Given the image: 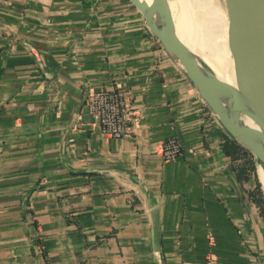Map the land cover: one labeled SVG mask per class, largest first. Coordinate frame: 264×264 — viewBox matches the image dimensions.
<instances>
[{
	"label": "crops",
	"instance_id": "crops-1",
	"mask_svg": "<svg viewBox=\"0 0 264 264\" xmlns=\"http://www.w3.org/2000/svg\"><path fill=\"white\" fill-rule=\"evenodd\" d=\"M112 90L120 140L81 108ZM226 136L129 0H0V264H264Z\"/></svg>",
	"mask_w": 264,
	"mask_h": 264
},
{
	"label": "water",
	"instance_id": "water-1",
	"mask_svg": "<svg viewBox=\"0 0 264 264\" xmlns=\"http://www.w3.org/2000/svg\"><path fill=\"white\" fill-rule=\"evenodd\" d=\"M129 1L227 136L252 155L257 177L258 169L264 175V0H222L235 90L177 38L169 0ZM258 182L264 198L259 177Z\"/></svg>",
	"mask_w": 264,
	"mask_h": 264
},
{
	"label": "bare ground",
	"instance_id": "bare-ground-1",
	"mask_svg": "<svg viewBox=\"0 0 264 264\" xmlns=\"http://www.w3.org/2000/svg\"><path fill=\"white\" fill-rule=\"evenodd\" d=\"M144 1L148 3L151 2V0ZM193 1L194 0H169L170 9L174 15L173 21L176 36L194 53L201 54L210 67H212L216 76L230 88L235 90L236 87L233 83L234 76L231 61L228 57L226 48L227 22L224 20V27L221 24L222 22L217 20L211 23L207 18V13L203 11L205 10L204 8L215 5L216 1L207 0L206 4H202L200 1L195 4ZM192 8H196V10L193 11ZM196 13H198L201 20L206 22V24L208 23V25H205L203 21L195 18L194 14ZM209 25L212 31L210 27L207 28ZM240 119L247 126H251L249 119L243 117ZM258 177L264 190V175L261 169H258Z\"/></svg>",
	"mask_w": 264,
	"mask_h": 264
},
{
	"label": "built area",
	"instance_id": "built-area-1",
	"mask_svg": "<svg viewBox=\"0 0 264 264\" xmlns=\"http://www.w3.org/2000/svg\"><path fill=\"white\" fill-rule=\"evenodd\" d=\"M82 108L97 120L104 137L120 140L127 137L135 123L134 113L123 95L115 90L99 91L86 97ZM162 159L170 161L182 154L180 143L171 137L161 148ZM203 264H215L211 255H207Z\"/></svg>",
	"mask_w": 264,
	"mask_h": 264
},
{
	"label": "trees",
	"instance_id": "trees-1",
	"mask_svg": "<svg viewBox=\"0 0 264 264\" xmlns=\"http://www.w3.org/2000/svg\"><path fill=\"white\" fill-rule=\"evenodd\" d=\"M222 150L225 156L231 158L234 169L247 174H255V165L252 155L241 147L236 141L226 136V140L223 143ZM257 188L260 189L259 183H257ZM260 202L263 205L262 214L264 216V198L259 190Z\"/></svg>",
	"mask_w": 264,
	"mask_h": 264
},
{
	"label": "rangeland",
	"instance_id": "rangeland-1",
	"mask_svg": "<svg viewBox=\"0 0 264 264\" xmlns=\"http://www.w3.org/2000/svg\"><path fill=\"white\" fill-rule=\"evenodd\" d=\"M173 1H177V0H173ZM198 1H200L202 4H206V2H207V0H194L193 1V3H195L196 4V2H198ZM213 1H216V4L215 5H212V6H208L207 8H204L205 10H203L205 13H207V18L209 19V21L211 22V23H213V22H216V20L217 21H219V22H222L221 24H222V26L224 27V20L226 21V22H228V20H227V15H226V9H225V7L223 6V2H222V0H213ZM192 10L194 11V10H196V8H192ZM173 14H172V18H173ZM194 17L195 18H197V19H199V20H201V17H200V15L198 14V13H196V14H194ZM223 18V19H222ZM226 18V19H225ZM201 21H203V20H201ZM203 23L205 24V25H208V23L206 24V22H204L203 21ZM210 27V30L212 31V28H211V26L209 25L207 28H209ZM176 31V30H175ZM179 39V38H178ZM180 40V39H179ZM184 43V42H183ZM186 45V44H185ZM198 56H201V54H197ZM228 57H229V54H228ZM201 58L203 59L204 57H202L201 56ZM230 59V58H229ZM206 63H207V61H206V59L204 58L203 59ZM208 64V63H207ZM209 65V64H208ZM210 66V65H209ZM212 68V67H211ZM214 71V70H213ZM216 74V73H215ZM250 175L252 176H254L255 177V180L257 181V183H259L258 182V177H257V172H256V168H255V174H252V173H250ZM259 190L261 191V188L260 189H258V188H256L255 189V192L256 193H258L259 192ZM259 194V193H258ZM260 199V196H259V198H258V200ZM260 201V200H259Z\"/></svg>",
	"mask_w": 264,
	"mask_h": 264
}]
</instances>
